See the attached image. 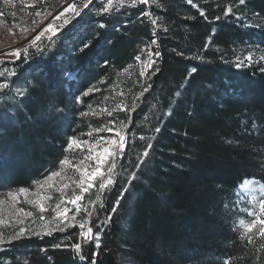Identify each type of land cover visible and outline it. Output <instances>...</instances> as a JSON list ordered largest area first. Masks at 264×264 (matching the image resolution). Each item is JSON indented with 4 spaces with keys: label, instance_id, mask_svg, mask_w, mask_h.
Wrapping results in <instances>:
<instances>
[{
    "label": "trees",
    "instance_id": "1",
    "mask_svg": "<svg viewBox=\"0 0 264 264\" xmlns=\"http://www.w3.org/2000/svg\"><path fill=\"white\" fill-rule=\"evenodd\" d=\"M233 3L150 0L148 6L97 15L102 3L93 0L68 28L71 35L66 29L44 38L43 51L31 48L26 58L22 53L4 61L0 71L16 75L0 77V83H16L0 103V195L32 189L34 180L59 169L65 155L75 162L77 151H64L69 136L85 139L103 126L119 128L120 121L128 127L117 182L102 194L104 209L97 204L92 220L113 217L101 226L100 248L84 245L75 226L0 244V264H92L94 253L96 264H233L236 257L242 259L235 264H264L258 237L255 247L238 239L242 230L229 204L244 179L264 182V73L259 64L235 67L249 50L264 52V26H256L264 25V0H247L234 16H224ZM241 13L245 18L237 19ZM81 39L92 41L84 52L77 50ZM152 40L150 49L160 52L154 59L158 71L143 69L141 76L143 63L135 57ZM24 87L21 98L16 89ZM89 88L98 91L77 103ZM88 197L95 199V189L84 204ZM61 242L82 243L86 259H74L70 247H52Z\"/></svg>",
    "mask_w": 264,
    "mask_h": 264
},
{
    "label": "snow or ice",
    "instance_id": "2",
    "mask_svg": "<svg viewBox=\"0 0 264 264\" xmlns=\"http://www.w3.org/2000/svg\"><path fill=\"white\" fill-rule=\"evenodd\" d=\"M150 0H106V3L102 4L97 15L109 14L113 9L123 8L126 5H148ZM189 4L193 3V0H187ZM6 4H12L13 0H4ZM48 3V0H36V5L38 6L35 9V16L41 17L40 24H36V21L33 20L32 23L36 25V28H33L32 31L36 32L37 28H40V25L43 24L44 20H48L50 17L53 19L50 20L46 27H43L42 30L34 36V38L29 39L25 36L24 39L28 40V43L35 47L37 51H43L40 46L37 44L38 41H41L42 37L46 33H51L52 36L57 35V32L60 29H63L65 25H68L69 22L77 17H81L84 9H88L89 5L93 3V0H56L55 7H52L51 4L45 8L43 5ZM247 0H235V3L229 4L226 6L224 11V16L235 15L234 9L239 6L246 5ZM195 6V5H194ZM62 9V10H59ZM69 13L70 15L66 16L65 14ZM201 16H206V13L201 10ZM255 15V14H254ZM143 16L147 18L153 26H159L157 18L153 15L151 11L143 12ZM243 13L237 19H244ZM215 19L219 20L220 17ZM62 20V23L59 25L55 24V21ZM79 22V21H77ZM257 27L264 25L257 24ZM100 28L106 27L105 24H99ZM72 34V29H69V35ZM155 35V32H153ZM51 39V37H49ZM81 46L77 49L80 52H84L86 49H89L92 46L91 40L80 41ZM156 44V40H152L150 44L146 47L149 49L151 45ZM207 47V45H206ZM143 51V50H142ZM256 51H259L258 49ZM23 52L25 58L28 54V47L25 46L23 49L16 48L13 51L5 54H10L16 57L17 60L21 58V53ZM182 55V53H178ZM159 57L160 52H152L149 50L148 59L143 62V67L140 72L141 76H144L146 72L143 69H152L151 74L154 75L157 68L154 67L155 60L152 57ZM200 57L197 56V59ZM135 60L140 61L141 56L137 55ZM107 63V62H106ZM5 64L4 61L0 60V66ZM260 65V71L264 73V52H259V55L256 56L252 50H249L246 55L243 57H237V62L235 67H252L254 65ZM129 68L132 66L129 65ZM127 71V69H124ZM197 69L193 67L191 72L188 74L189 77L195 73ZM66 74V73H65ZM7 75H16L15 72L0 71V77H5ZM15 81L12 82V85L9 83H0V91L8 90L11 86L15 85ZM151 85H148L143 88L140 96H143L145 92L149 90ZM184 87V85H181ZM94 90L98 89L89 88L84 91L81 96H77L76 102H82V96H88ZM28 89L17 88L16 93L21 98H26ZM177 96L180 95L179 92L176 93ZM23 103V100L20 101ZM91 108V106H89ZM119 107V106H118ZM131 108H136V104H132ZM57 111H61L57 109ZM106 111L107 115L111 117L113 111ZM169 115L171 113H168ZM81 116H86L87 113H81ZM111 123V122H109ZM119 130H116V136L119 139L98 137L94 140L89 139H80L77 136H69L67 138V143L65 146V153L70 152L71 150H79L82 158L79 159L77 163L69 158L68 155H65L59 161V169L49 172L47 175L43 176L42 179H37L33 181V188L19 187L16 190L7 191L4 198H0V226L5 228H11L10 233H5L0 230V244L7 242H13L22 238H27L29 236H51L54 232L64 233L66 230L78 226L80 231L78 233V238L83 241L84 245L88 243H93L96 248H100V239L101 231L103 230L101 226H108L113 217L111 215L105 216L103 220H99L96 223H92L94 217L99 215V210L104 209V203L102 199V194L110 190L116 184V176L118 173L116 169L120 167L118 160L122 157V153L125 149L126 138L122 134L123 129L128 127V124L124 121L119 122ZM247 127V125L245 126ZM252 127L255 129V121L252 123ZM97 133L101 131L113 132V127L103 126L101 128L95 129ZM156 132H159L160 129L156 128ZM88 137H92L93 133H86ZM144 139V137H141ZM148 147H151L149 144ZM87 148V153H84V149ZM149 153L145 151L143 153L144 157H147ZM94 162V163H91ZM142 163V162H141ZM66 167H70L73 176H68L66 174ZM262 167H264V162H262ZM135 177H133L134 179ZM259 182H250L246 181L243 187L246 189L247 193L251 195V199L248 200V204L253 206V210L249 211L247 208L244 210V218L240 219L239 224L242 227L243 231L239 233L238 239L245 244H251L255 247L256 238L260 239L259 249L264 250V184H259ZM95 188V199L88 197L87 204L82 203L86 199V194ZM123 191H127L124 189ZM259 192V195L257 193ZM58 193V195H54ZM23 197V201H21ZM121 195L116 201L111 212L115 213L119 206L120 201L123 199ZM246 198V197H245ZM52 202V203H49ZM23 203L28 205L33 210H26L25 207L17 206L18 204ZM7 204L8 208V217L9 220L6 223L3 218L4 206ZM72 205L75 209L74 213L69 216V212L72 209L68 208L66 205ZM98 204V209L96 205ZM89 205H92L90 208ZM258 205V210L256 206ZM51 212L52 215L46 216L45 214ZM80 216L77 219V216ZM31 220V225L26 224V220ZM250 222H246L249 221ZM94 228L97 229L94 231ZM70 247V249L75 253L74 259L84 261L86 256L83 253L82 243H72L69 245H64L63 242L54 244L52 247ZM42 251H45L42 249ZM242 257H236L233 260V264L236 261L241 260ZM92 264H96L95 253L92 257ZM222 264H228L227 259L222 262Z\"/></svg>",
    "mask_w": 264,
    "mask_h": 264
},
{
    "label": "rangeland",
    "instance_id": "3",
    "mask_svg": "<svg viewBox=\"0 0 264 264\" xmlns=\"http://www.w3.org/2000/svg\"><path fill=\"white\" fill-rule=\"evenodd\" d=\"M56 0H48V3L44 4L43 6L45 8L48 7L49 4L51 6H55ZM148 6V5H147ZM38 6L36 5V0H13L12 4H6L4 3V0H0V60L2 61H15L17 60L16 57L10 54H5L13 51L16 48H21L23 49L25 46L28 47V50L32 47L29 43L28 40H25L24 37L27 36L29 39L34 38L36 34L40 30H42L43 27H46L47 23L52 20L53 18L50 17L48 20H44L43 24L40 25V28H37L36 32H33L32 29L36 28V25L32 23L33 20L36 21V24H40L41 17L35 16L34 12L35 9ZM62 10V9H59ZM66 16L70 15L69 13L65 14ZM78 18V17H77ZM76 19V18H75ZM75 19L71 20L68 25H65L63 29H60L57 32L58 36L62 31L68 29L71 27L75 21ZM62 23V20L60 21H55L56 25H59ZM69 30V29H68ZM53 39L54 36L51 35V33H46L44 37H42L41 41H38L37 44L40 45L42 43V40L44 38ZM49 39V40H51ZM53 43V42H52ZM153 46V45H152ZM151 46V47H152ZM151 50L152 52H155L153 49H149L148 47H144V55L141 56V60L139 61L140 63H143L146 61L148 57V52ZM23 53V52H22ZM21 53V54H22ZM152 59H155V56L152 57ZM146 70V69H145ZM70 78H74L75 73L70 72L69 73ZM9 90V89H8ZM8 90L0 91V103H1V98L3 99L2 96L7 95ZM113 132H107L106 136H103L101 132L97 133L96 131L92 132L93 136L92 137H87L85 139L89 140H94L98 137H106V138H114V139H119L118 136H116V130H119V128H113ZM127 131V128L123 129L122 134L125 135ZM76 154H74V161L73 163H77L79 159L82 158L79 150H75ZM84 153H87V148L84 149ZM94 163V162H91ZM66 174L68 176H73V172L71 168L69 167L66 169ZM246 181L250 182H259V184H264V182L260 179L257 178H246L244 179L236 188L234 195L230 201V207L234 213H232L234 216L235 224L236 227L240 228L242 231V227L239 224L240 219L244 218V210L247 208L249 211L253 210V206L248 204V200L251 199V195L247 193L246 189L243 187L244 183ZM259 184L257 187H259ZM95 189V188H94ZM92 192V190H91ZM54 195H58V193H54ZM259 195V192L257 193ZM5 195H0V198H4ZM246 197V198H245ZM86 200V199H85ZM21 201H23V197H21ZM52 203V202H49ZM83 203V202H82ZM17 206L25 207L26 210H33L31 209L30 206L25 205L23 203L18 204ZM68 208L72 209V211L69 212V216H71L75 209L73 208L72 205L68 204L66 205ZM258 210V205L256 206ZM3 218L5 219L6 223L9 220L8 217V208L7 204L4 206V212H3ZM246 222H250L246 221ZM26 224L31 225V220L28 219L26 220ZM0 230L4 231L6 234L11 232V228H5L4 226H0Z\"/></svg>",
    "mask_w": 264,
    "mask_h": 264
},
{
    "label": "bare ground",
    "instance_id": "4",
    "mask_svg": "<svg viewBox=\"0 0 264 264\" xmlns=\"http://www.w3.org/2000/svg\"><path fill=\"white\" fill-rule=\"evenodd\" d=\"M100 3H106V0H98ZM140 5H143V4H140ZM140 5H135V6H131V5H126L124 6L123 8H118V9H113L109 15H113V14H116V13H119V12H122V11H130V10H133V9H136L138 8Z\"/></svg>",
    "mask_w": 264,
    "mask_h": 264
},
{
    "label": "water",
    "instance_id": "5",
    "mask_svg": "<svg viewBox=\"0 0 264 264\" xmlns=\"http://www.w3.org/2000/svg\"><path fill=\"white\" fill-rule=\"evenodd\" d=\"M125 138H127V136L125 135Z\"/></svg>",
    "mask_w": 264,
    "mask_h": 264
},
{
    "label": "built area",
    "instance_id": "6",
    "mask_svg": "<svg viewBox=\"0 0 264 264\" xmlns=\"http://www.w3.org/2000/svg\"><path fill=\"white\" fill-rule=\"evenodd\" d=\"M102 4H104V3H102Z\"/></svg>",
    "mask_w": 264,
    "mask_h": 264
}]
</instances>
